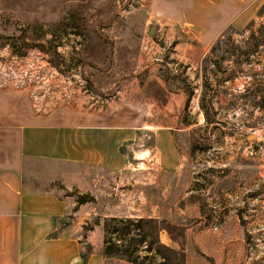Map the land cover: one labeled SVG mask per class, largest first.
I'll use <instances>...</instances> for the list:
<instances>
[{
  "label": "rangeland",
  "instance_id": "1",
  "mask_svg": "<svg viewBox=\"0 0 264 264\" xmlns=\"http://www.w3.org/2000/svg\"><path fill=\"white\" fill-rule=\"evenodd\" d=\"M258 9L245 26L207 32L193 26L190 0H0V69L30 52L40 54V64L53 73L34 96L31 86L0 93L25 92L43 116L79 105L103 119L113 114L122 131L136 133L131 151L123 149L137 159L129 178L139 185L149 154L153 164L165 143L159 135L166 133L193 172L235 154L260 167L256 179L264 188V0ZM234 133L235 140L225 139ZM95 180L87 193L73 188L63 195L89 200L96 216L70 218L83 241L91 238L100 250L109 238L105 225L121 224L113 221L115 181ZM144 229L153 233L157 225ZM180 233L173 238L182 245ZM243 240L246 247L235 253L234 264H264V224ZM166 254L171 264H185V257ZM194 259L212 263L198 248ZM139 262L158 264L156 258ZM106 264L127 263L119 257Z\"/></svg>",
  "mask_w": 264,
  "mask_h": 264
},
{
  "label": "crops",
  "instance_id": "2",
  "mask_svg": "<svg viewBox=\"0 0 264 264\" xmlns=\"http://www.w3.org/2000/svg\"><path fill=\"white\" fill-rule=\"evenodd\" d=\"M190 4L193 26L208 32L247 25L249 14L258 11L263 0ZM117 121L113 114L103 119L81 105L43 116L33 110L25 92L0 93V264L113 260L103 256V244L97 250L91 238L83 241L84 233L70 218L88 220L97 213L63 195L73 188L80 195L87 193L92 181L98 185L107 176L115 181L114 218L166 223L169 228L160 226L161 244L182 251L185 264L197 263L196 248L207 252L210 264L237 262L235 253L246 247L243 237L264 224V188L256 179L260 167L233 154L193 172L172 136L160 133L165 143H160L153 164L149 154V170L139 185L129 178L137 160L128 153L136 133L122 131ZM120 211L127 215L122 217ZM216 218L218 231L212 229ZM178 231L185 237L182 245L173 238Z\"/></svg>",
  "mask_w": 264,
  "mask_h": 264
},
{
  "label": "trees",
  "instance_id": "3",
  "mask_svg": "<svg viewBox=\"0 0 264 264\" xmlns=\"http://www.w3.org/2000/svg\"><path fill=\"white\" fill-rule=\"evenodd\" d=\"M187 94L189 97L191 96V93ZM88 201L87 198L84 199L83 197H79L77 200L79 205ZM113 221L120 223L121 227L109 229L105 225V232L109 235V238L104 242L103 256L105 258L122 257L127 264H143L139 260L147 261L150 258H156L158 264H171V257L166 254L169 253L184 260L182 251L173 250L161 244L159 239L161 227L158 221L131 218H114ZM154 224L157 225V230L153 233H147L144 228L152 227ZM142 252H146L147 255L142 257L140 255Z\"/></svg>",
  "mask_w": 264,
  "mask_h": 264
},
{
  "label": "built area",
  "instance_id": "4",
  "mask_svg": "<svg viewBox=\"0 0 264 264\" xmlns=\"http://www.w3.org/2000/svg\"><path fill=\"white\" fill-rule=\"evenodd\" d=\"M40 60V54H30V52L26 56L12 57L11 62L8 65L5 63L0 69V90L8 88L22 90L31 86L34 96L38 85L43 81L46 82L47 77L50 78L53 75L45 66L40 64ZM214 225L213 230L217 231L218 220Z\"/></svg>",
  "mask_w": 264,
  "mask_h": 264
}]
</instances>
